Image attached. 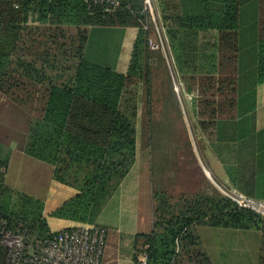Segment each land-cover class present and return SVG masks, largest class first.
<instances>
[{
  "label": "trees",
  "instance_id": "obj_1",
  "mask_svg": "<svg viewBox=\"0 0 264 264\" xmlns=\"http://www.w3.org/2000/svg\"><path fill=\"white\" fill-rule=\"evenodd\" d=\"M119 1L107 10L85 0H0V102L8 109L4 118L12 132L23 123L13 142L51 166L55 181L78 191L52 212L58 219L95 225L137 160L134 88L142 84L152 99L154 63L162 66L164 57L150 46L146 0ZM153 3L199 135L213 146L232 186L264 200V129L257 126L258 87L264 84V0ZM126 28L138 34L129 68L120 73L116 35ZM205 34L213 40L209 69L203 71ZM67 61L73 63L64 68L66 80L50 78L39 117L3 91L13 64L28 76L44 78L47 65L57 69ZM169 86L175 95L170 76ZM8 129L0 116V132ZM153 206L152 231L135 239L137 254L146 253L147 264H211L197 232L200 225L259 230V264H264V218L220 192L175 198L165 188L154 189ZM7 231L23 236L29 247L59 233L50 228L45 202L9 186L0 170V237ZM7 259L8 249L0 243V264Z\"/></svg>",
  "mask_w": 264,
  "mask_h": 264
},
{
  "label": "rangeland",
  "instance_id": "obj_2",
  "mask_svg": "<svg viewBox=\"0 0 264 264\" xmlns=\"http://www.w3.org/2000/svg\"><path fill=\"white\" fill-rule=\"evenodd\" d=\"M148 12L149 14H147V19L144 23L145 29H149L152 32L150 42L154 45V48L152 49L151 47V49L157 51L156 54L161 53L163 55L164 63L162 66L154 63V93L150 101L146 88L142 84L134 88L138 104L136 120L138 161L141 162L142 166L151 163V169L154 174V189H157V191L165 188L172 197L176 198L183 193L195 194L202 187L203 189L210 188L209 191H211V187H214L217 189L216 191L228 197L226 193L229 190L225 186L212 185L213 183L209 179L211 175L208 176L207 172H203L204 170L206 171L204 169L205 162H199L201 163L200 165H196L194 162V158L198 157L202 160L203 156L205 160H207L206 157H211L210 159L215 157V161L219 160L210 151L211 148L214 149L211 144H208L209 152L204 147L201 136L195 126L191 112V100L186 97L181 89L179 78L175 73L177 70L176 64L174 59L172 60L169 43L159 26L156 10L154 8ZM116 37L119 39V33ZM212 40V34L202 35L201 50H203L204 55L199 63L203 71L209 69V55L207 54H210L208 51L210 47L208 43L212 42ZM72 63V61H67L58 64L57 69H52L47 65L48 77L44 78H38L36 75L28 76L21 69L19 70L16 64H13L15 69L8 71L10 76L3 79V91L14 99L28 114L39 117L46 99L50 78L65 81L64 68L72 65ZM168 75L172 79L174 91H176L175 95L170 90ZM7 114L8 109L0 102L1 120L3 124L9 126L8 131L0 132V170L3 173L7 168L6 162L9 151L11 148L14 149L16 144L13 141H17L20 137L14 133L23 127V123H19V127L18 125L15 126L17 130L12 132L11 127L13 126L4 118ZM21 115V113L13 114L16 119L21 118ZM228 231H234L228 232L234 237L233 239H262V232L257 229L229 228ZM214 237L216 238L217 234ZM145 254L140 257L141 260Z\"/></svg>",
  "mask_w": 264,
  "mask_h": 264
},
{
  "label": "crops",
  "instance_id": "obj_3",
  "mask_svg": "<svg viewBox=\"0 0 264 264\" xmlns=\"http://www.w3.org/2000/svg\"><path fill=\"white\" fill-rule=\"evenodd\" d=\"M119 54L115 68L120 73H126L132 55L134 42L137 38L136 28H126L120 31ZM257 126L264 129V84L258 87ZM201 136V135H200ZM204 147L209 152V141L202 139ZM206 142V143H205ZM215 157L194 158L196 165L205 162L204 173L211 175L210 181L214 186L234 188L221 160L214 149L210 150ZM138 154V153H137ZM208 156V155H207ZM5 181L12 188L29 194L46 202L45 216L53 232L84 225L52 216L58 207L73 198L78 191L75 188L61 184L53 179V168L44 162L34 159L19 151L15 144L11 148L6 162ZM211 173V174H210ZM154 174L151 163L141 165L137 160L127 177L121 183L117 192L111 197L100 214L96 226L106 231V247L102 264H137L144 254H137L135 239L138 234L149 233L153 227V190ZM203 189L197 192L209 194L211 191ZM229 228L197 226L201 237L202 247L211 259V264H259L262 239H233ZM215 234L217 237L215 238Z\"/></svg>",
  "mask_w": 264,
  "mask_h": 264
},
{
  "label": "built area",
  "instance_id": "obj_4",
  "mask_svg": "<svg viewBox=\"0 0 264 264\" xmlns=\"http://www.w3.org/2000/svg\"><path fill=\"white\" fill-rule=\"evenodd\" d=\"M101 4L107 10L120 6L119 0H85ZM154 0H146V10L154 9ZM151 43V42H150ZM152 49L154 45L151 43ZM239 208L252 211L264 218V200L247 196L237 189L226 193ZM0 243L8 249L7 264H102L106 247V231L96 225L60 231L43 244L29 247L23 236L13 232L1 234ZM137 264H147V256Z\"/></svg>",
  "mask_w": 264,
  "mask_h": 264
}]
</instances>
